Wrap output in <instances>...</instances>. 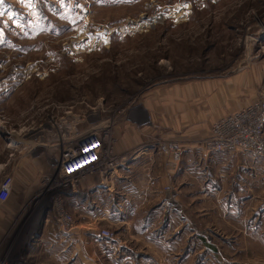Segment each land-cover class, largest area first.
<instances>
[{
	"label": "rangeland",
	"instance_id": "rangeland-1",
	"mask_svg": "<svg viewBox=\"0 0 264 264\" xmlns=\"http://www.w3.org/2000/svg\"><path fill=\"white\" fill-rule=\"evenodd\" d=\"M244 71L255 78L253 102L264 101V0H3L0 184L13 177L8 199L18 180L27 184L29 216L18 222L39 217L31 211L41 198L36 207L53 206L63 231L75 227L66 195L100 187L101 172L77 189L64 186L60 163L69 144L100 136L108 151L115 125L150 121L146 96ZM160 139L157 145L166 142ZM254 186L252 201L202 198L193 188L187 203L171 183L155 206L113 199L115 215L99 234L125 264H264V182ZM60 210L72 221L59 220ZM124 212L133 214L127 225ZM124 239L133 241L122 246ZM1 251L0 264H11L13 253Z\"/></svg>",
	"mask_w": 264,
	"mask_h": 264
},
{
	"label": "crops",
	"instance_id": "crops-1",
	"mask_svg": "<svg viewBox=\"0 0 264 264\" xmlns=\"http://www.w3.org/2000/svg\"><path fill=\"white\" fill-rule=\"evenodd\" d=\"M254 86V75L244 71L201 79L171 90L158 89L146 96L142 104L151 115L150 121L134 117L112 128L117 140L102 156L97 179L100 187L95 189L88 184L81 192L66 195L77 220L68 232L57 224L53 206L36 207L41 198L35 203L38 209L31 211L38 210L39 217L30 223L23 218L18 222L19 217L29 216L25 205L30 197L27 184L18 180L17 190L0 211L1 253H13L11 264H125L123 257L111 248V241L99 234L106 227L104 223L115 215L110 211L113 199L120 206L124 200H146L155 206L171 183L176 186L178 199L187 203L193 188H198L202 198L208 194L214 198L229 195L232 201H252L257 188L254 182H264V158L241 151L212 154L205 150L203 142L218 120L254 101ZM159 138L179 142L184 149L182 159L161 152L155 143ZM236 209L229 210V214H236ZM181 210L189 216L183 204ZM122 214L125 215L121 223L127 225L132 221L131 212ZM232 220L229 223L234 222L236 229L242 227V223L237 225ZM22 228L24 233L17 240ZM125 229L128 231L129 226ZM247 237L252 239L251 235ZM122 241L125 246L133 239Z\"/></svg>",
	"mask_w": 264,
	"mask_h": 264
},
{
	"label": "built area",
	"instance_id": "built-area-1",
	"mask_svg": "<svg viewBox=\"0 0 264 264\" xmlns=\"http://www.w3.org/2000/svg\"><path fill=\"white\" fill-rule=\"evenodd\" d=\"M203 146L212 153L241 151L264 158V101H255L218 120L211 135L204 140ZM158 147L161 152L174 159H182L184 149L179 142L159 141ZM105 151V142L100 136H89L77 144H69L62 153L60 163V175L67 183L61 184L69 186L70 190L77 189L79 184L76 182H81L89 174L101 169ZM12 188L13 177L8 176L0 184V201L8 199ZM59 220L72 221V217L60 210ZM101 233L103 236H110L108 230H102Z\"/></svg>",
	"mask_w": 264,
	"mask_h": 264
},
{
	"label": "bare ground",
	"instance_id": "bare-ground-1",
	"mask_svg": "<svg viewBox=\"0 0 264 264\" xmlns=\"http://www.w3.org/2000/svg\"><path fill=\"white\" fill-rule=\"evenodd\" d=\"M86 165H87V163H86ZM84 165H82V167H83ZM81 167H78V169H80ZM76 169H74V171H75Z\"/></svg>",
	"mask_w": 264,
	"mask_h": 264
},
{
	"label": "snow or ice",
	"instance_id": "snow-or-ice-1",
	"mask_svg": "<svg viewBox=\"0 0 264 264\" xmlns=\"http://www.w3.org/2000/svg\"><path fill=\"white\" fill-rule=\"evenodd\" d=\"M3 3V0H0V4H2Z\"/></svg>",
	"mask_w": 264,
	"mask_h": 264
}]
</instances>
